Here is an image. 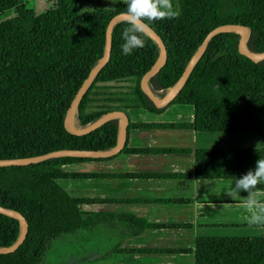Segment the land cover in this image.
<instances>
[{
    "label": "trees",
    "instance_id": "trees-1",
    "mask_svg": "<svg viewBox=\"0 0 264 264\" xmlns=\"http://www.w3.org/2000/svg\"><path fill=\"white\" fill-rule=\"evenodd\" d=\"M83 0H53L35 12L24 0H0V158L24 157L57 148L99 150L115 142L117 121L107 120L82 134L63 126L64 111L93 62L101 55L108 19L125 11L126 2L81 9ZM181 15L147 22L165 45L166 58L149 78L154 89L172 84L191 53L215 25L236 22L249 28L247 46L264 49V0H172ZM124 20L110 33V54L77 106L84 124L112 109L142 107L157 112L139 87L141 74L157 49L145 36V46L122 55ZM237 34L219 32L205 48L180 90L169 103L193 107L189 122L129 123L137 126L191 127L205 131H254L256 147H197L194 175L239 177L264 158V59L254 62L237 50ZM124 81L119 86L109 82ZM114 87L115 89H111ZM88 156H58L0 166V205L19 211L27 230L11 252L0 253V264H38L51 240L84 224L78 198L56 182L60 177L88 175L67 172L61 165ZM89 214V213H88ZM19 233L18 220L0 213V245ZM194 264H264V235L197 236Z\"/></svg>",
    "mask_w": 264,
    "mask_h": 264
},
{
    "label": "crops",
    "instance_id": "crops-1",
    "mask_svg": "<svg viewBox=\"0 0 264 264\" xmlns=\"http://www.w3.org/2000/svg\"><path fill=\"white\" fill-rule=\"evenodd\" d=\"M124 111V141L117 151L61 165L88 175L60 177L59 186L92 199L77 203L84 224L55 236L38 264H194L197 236L264 235V224L248 223L247 193L227 194L235 177L194 175L195 148L225 147L227 132L248 131L129 124L189 122L188 103Z\"/></svg>",
    "mask_w": 264,
    "mask_h": 264
},
{
    "label": "water",
    "instance_id": "water-1",
    "mask_svg": "<svg viewBox=\"0 0 264 264\" xmlns=\"http://www.w3.org/2000/svg\"><path fill=\"white\" fill-rule=\"evenodd\" d=\"M124 11L114 13L107 21L105 30H104V42L102 47L101 55L93 62L90 69L88 70L86 76L82 79L78 87L76 88L74 94L72 95L65 111L63 114V126L64 128L74 134H82L90 131L91 129L101 125L103 122L107 120H116L117 121V131L115 142L110 149L104 150H91V149H77V148H57L53 150H49L40 154L24 156V157H11V158H0V166L2 165H20V164H28L35 163L46 160L52 157L58 156H101L113 153L117 151L123 144L124 141V131L127 123V115L124 110L121 109H112L101 113L99 116L95 117L91 121L87 123H80L77 117V106L79 99L82 94L89 86L91 81L93 80L96 73L100 70V68L107 62L110 54V33L112 27L119 21L124 20L121 13ZM234 32L237 34V50L243 55L250 58L252 61L257 62L264 59V49L259 51L251 50L247 46V39L249 36V28L241 23L236 22H225L212 27L203 37L201 42L197 45L194 51L189 56L186 61L180 75L176 78V80L170 84L169 86L162 89H154L151 87L149 83V78L152 76L159 67L164 63L166 58V50L165 45L162 42L159 35L156 31L149 25V31L147 35L154 41L157 49V54L151 65L141 74L139 78V87L141 91L147 96V98L157 107H162L170 102L173 96L180 90L185 80L187 79L190 71L193 66L201 56L205 45L209 38L216 33L219 32ZM167 89L163 92L160 98L156 97L152 94L154 90H163ZM73 118L78 123V127L72 126L70 123V119ZM0 213L12 216L18 220L19 223V233L17 237L7 245H0V253H6L13 251L19 243L22 241L26 234L27 230V222L23 215L12 208H7L0 205Z\"/></svg>",
    "mask_w": 264,
    "mask_h": 264
},
{
    "label": "clouds",
    "instance_id": "clouds-1",
    "mask_svg": "<svg viewBox=\"0 0 264 264\" xmlns=\"http://www.w3.org/2000/svg\"><path fill=\"white\" fill-rule=\"evenodd\" d=\"M126 9L121 15L127 25L121 33L122 55H131L135 49L145 46V36L149 31L147 22L164 19H175L181 15L178 5L174 7L172 0H125ZM243 197L244 209L248 212L249 225L264 224V158H259L254 168L239 177H235L230 197Z\"/></svg>",
    "mask_w": 264,
    "mask_h": 264
},
{
    "label": "rangeland",
    "instance_id": "rangeland-1",
    "mask_svg": "<svg viewBox=\"0 0 264 264\" xmlns=\"http://www.w3.org/2000/svg\"><path fill=\"white\" fill-rule=\"evenodd\" d=\"M52 1L53 0H24L26 6L33 9L35 12H39V11L46 9L47 7H49L52 4ZM115 1H117V0H83L81 2V9H95L97 7H109ZM11 15H12L11 12H6V13L0 14V21L6 17L11 16ZM124 83H125L124 81L109 82V84H112L114 86H119V85H122ZM111 89H115V88L112 87ZM239 134H241V135H239ZM245 134H250L251 136H253V138H251L249 136L247 137ZM225 136H226L225 140H223V141H225L224 142L225 144L223 145L225 147H254V146H257L259 144L258 137H257L256 133L251 132V131H248V132H227V135H225ZM56 243H57V240H56ZM56 246H57V244H56ZM45 252H44V254H45Z\"/></svg>",
    "mask_w": 264,
    "mask_h": 264
},
{
    "label": "bare ground",
    "instance_id": "bare-ground-1",
    "mask_svg": "<svg viewBox=\"0 0 264 264\" xmlns=\"http://www.w3.org/2000/svg\"><path fill=\"white\" fill-rule=\"evenodd\" d=\"M166 90L167 89L154 90V91H152V94H154L156 97L160 98L162 96L163 92L166 91ZM70 123L72 124V126L78 127V123H76V120L75 119L71 118L70 119Z\"/></svg>",
    "mask_w": 264,
    "mask_h": 264
},
{
    "label": "built area",
    "instance_id": "built-area-1",
    "mask_svg": "<svg viewBox=\"0 0 264 264\" xmlns=\"http://www.w3.org/2000/svg\"><path fill=\"white\" fill-rule=\"evenodd\" d=\"M121 1H125V0H121Z\"/></svg>",
    "mask_w": 264,
    "mask_h": 264
}]
</instances>
